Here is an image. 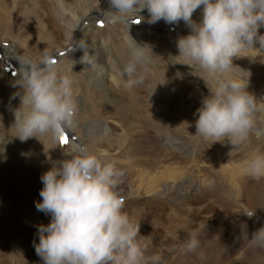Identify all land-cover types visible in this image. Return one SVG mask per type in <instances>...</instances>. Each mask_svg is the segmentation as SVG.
Listing matches in <instances>:
<instances>
[{
	"label": "rangeland",
	"instance_id": "rangeland-1",
	"mask_svg": "<svg viewBox=\"0 0 264 264\" xmlns=\"http://www.w3.org/2000/svg\"><path fill=\"white\" fill-rule=\"evenodd\" d=\"M94 1L90 6L95 7L76 27L65 23L63 9L55 10L51 3L37 1L33 14L45 30L37 39L17 25L6 23V8L0 6V264H43L34 245L39 242L38 226L49 224L51 215L36 208L41 200V176L57 161L70 158L72 147L77 144L106 150L108 158L124 170L117 189L125 198L123 211L140 223V235L149 238L145 241L148 254L158 253L163 264H264V247L257 246L252 239L257 230L249 229L254 223L264 227V178L256 180L245 174L250 156L264 152V112L257 114L256 131L260 134L253 131L249 143L237 147L227 141L210 145L196 135L195 122L197 109L210 95L215 81L198 68L170 60L179 54L177 41L170 34L180 38L191 29L182 20L179 25L151 24L146 21L147 9L119 23L111 18L113 14L102 15L98 11L100 6L109 5V0ZM67 2L78 3L65 0L66 7ZM202 17L201 6L192 19L200 23ZM84 26H98L110 33L89 46L98 57L99 69L103 67L102 60L115 66L101 83L99 75H91L94 72L86 65H76L83 51L76 49L78 39L74 40L72 34L75 30L79 35ZM128 30L135 40L158 49L152 51L144 72L164 82L166 107L162 117L151 115L153 109L147 106L135 107L137 100L153 102L148 99L149 89L142 83L131 88L124 86L128 77L122 69L128 60V49L123 31ZM259 31L264 34V27ZM45 55L62 66L75 61L72 75L78 116L76 126L66 130L67 144H61L60 137H33L21 142L13 136V110L19 106L23 91L15 82L20 79L23 61ZM233 64L251 73L248 90L258 103H264L260 99L264 97V50H250L248 56L234 58ZM198 75H205L208 85ZM103 102L109 105L107 112ZM98 122L108 124L109 131L95 127ZM88 123L93 127L89 129ZM184 180L187 186H196V190L171 202L174 190L168 183ZM165 183L169 199L159 197L162 195L158 192L147 194L150 186L159 189ZM251 213V220L244 223V216ZM193 231L199 233L201 243H224L225 248L239 250L240 257L233 253L214 262L204 254V249L198 253L202 247L195 253L182 254L183 243Z\"/></svg>",
	"mask_w": 264,
	"mask_h": 264
},
{
	"label": "clouds",
	"instance_id": "clouds-1",
	"mask_svg": "<svg viewBox=\"0 0 264 264\" xmlns=\"http://www.w3.org/2000/svg\"><path fill=\"white\" fill-rule=\"evenodd\" d=\"M201 6L202 21L196 23L193 13ZM109 8L111 18L119 23L144 9L151 24L161 19L184 21L191 32L178 39L179 54L170 57L171 62L198 68L215 81L197 109L196 135L210 145L227 141L237 147L250 142L264 103L248 90L251 73L235 66L233 59L256 48L264 50V34L259 31L264 27V0H109ZM125 40L129 58L122 72L128 77L125 87L131 88L143 82L140 69L150 61L152 50L138 44L129 30ZM77 48L83 51L80 62L95 72L99 64L94 50L84 40ZM74 63L62 66L48 55L23 61L15 82L23 91L13 110V136L21 142L33 137L56 139L76 126ZM198 76L208 85L205 75ZM245 174L264 178V152L250 156ZM123 176L124 170L108 158L106 150L79 144L72 147L70 158L57 161L42 174L36 208L50 214L51 222L38 226L39 242L34 247L43 264H163L158 253L148 254L145 241L149 238L140 235V223L123 211L125 198L117 190ZM252 239L264 247V227ZM200 247L199 233L193 231L181 252L195 253Z\"/></svg>",
	"mask_w": 264,
	"mask_h": 264
},
{
	"label": "bare ground",
	"instance_id": "bare-ground-1",
	"mask_svg": "<svg viewBox=\"0 0 264 264\" xmlns=\"http://www.w3.org/2000/svg\"><path fill=\"white\" fill-rule=\"evenodd\" d=\"M37 1H39V0H0V6L3 8H6V13L8 15V18H6L7 19L6 23L11 24V25H14V24L17 25L19 29H23L24 31L28 32V34L33 36L34 39L42 37L43 34L45 33L44 28L40 26V23L36 17V14L35 13L33 14V8H34V5ZM40 1H42L46 4L51 3V5H53L55 10L57 9V7H60L61 9H63V11L65 13V17H62V18H64V21L67 25L72 26V27H76L77 23L82 21L84 19V17L86 15H88V13L90 11H92V9L95 7V6H90V3L95 4L94 0H77V2H78L77 4L75 2H73L72 4H69L67 2L66 3L67 7L65 6V0H40ZM109 10H110L109 5L100 6L98 8V11L102 15L113 14ZM148 17H149V15H148ZM148 17L146 18V21H148ZM164 22L165 21L163 19H161L160 21L156 22L154 25L162 26ZM177 23L178 22H175L174 24H177ZM109 25H110V23H109ZM177 25H179V24H177ZM80 29H81V32L79 33V35H76V32H74L75 30H73V34H72L73 35L72 37L74 40L76 38L78 39V42L77 43L75 42L77 44V46L79 45V42L81 40H84L87 42L88 47H89L96 40L103 39L104 37L109 36V34H110L109 32H106L107 30L105 28L102 29L101 27H98V26H92V27L84 26ZM123 32H124V34H126L125 35V37H126L128 33H126L125 31H123ZM151 32H149L151 34V36H155L154 38L156 39V41L159 42V39L157 40L156 35L154 33H151ZM142 33L143 32H141V34ZM145 33L148 34L147 31H145ZM184 34L187 35L189 33L184 32ZM181 35H183V34H181ZM170 36H171L170 38H174L176 41H178V39H179L178 35L172 36V34H170ZM140 37L143 38L142 36H140ZM28 39H29V37H28ZM137 40H139V39H137ZM137 40H135V41L138 44H140L142 46L145 45V44H142V42L137 41ZM162 43H160V44H162ZM147 45L151 48V50L153 52L158 51V49L155 46H150L148 43H147ZM89 48H91V47H89ZM75 51H78V50H75ZM164 51H166V50H164ZM72 54H69V55H72ZM125 58H129V54L125 55ZM80 59L76 61V65L78 67L82 66ZM114 59H115V57H114ZM110 62L108 60H106V62L104 60H102L101 63H103V67H100L102 69L97 68V70L94 72L96 74H94V73L91 74L93 76L98 74L100 77V80H99L100 83L103 82L104 79L109 77L115 68L114 64H110ZM111 63H113V62H111ZM121 64H123V63H121ZM124 65H125V63H124ZM140 74L143 75L142 84L147 89H149L148 99L150 98L151 100H153V102L149 103V102H145L144 100L143 101L137 100L136 101L137 106H135V107L136 108H145V106H147L148 108L153 109L151 115H153L154 117H160L162 114H164V109L166 107V98H165L166 88H165L164 82L160 81V80H155V78L151 77L150 74H147L144 72V68L140 69ZM126 81L124 82V86H125ZM103 105H104V110L107 112L109 105L106 102H103ZM87 117L88 116H85L84 120H87ZM87 127L89 129H90V127H93L92 123H90V124L88 123ZM95 127L101 128L106 133L109 131V128H110L108 126V124L103 123V122L102 123L98 122V125L97 126L95 125ZM185 182H187V181L184 180V182H180L179 184H177V183L175 184V182H169L171 184L168 183V186L169 185L171 186V190H174V193H173L172 197L170 198L171 202H176V201L182 199L183 197H185L187 193L196 190V186H194V185L187 186ZM174 188L176 189V191ZM168 191H169V189L167 188L166 183H165V186L163 188L160 187L159 189H156L155 186H150V189L147 192V194L152 195V194H155L156 192H158L159 195H162L159 197H162V198L166 197L167 199H169L168 198ZM1 195H2V193H1ZM249 220H251V216H248V215L244 216V223H247ZM259 228H261L260 225H257L256 223H254V225H251L249 227V229L254 230V231L258 230ZM201 247L202 248H200L198 250V253L200 254L199 251L204 249L206 251V252H204V254L208 257V259H210L211 261H214V262H217L220 259L225 258V257H231L233 255V253H234V255L237 254V255H235L236 257H238V256L240 257V255H241L239 250L235 251L233 247L225 248L224 243H220V242H217L216 244H214V242L212 241V243H210V245L209 244L206 245L205 243H201Z\"/></svg>",
	"mask_w": 264,
	"mask_h": 264
},
{
	"label": "snow or ice",
	"instance_id": "snow-or-ice-1",
	"mask_svg": "<svg viewBox=\"0 0 264 264\" xmlns=\"http://www.w3.org/2000/svg\"><path fill=\"white\" fill-rule=\"evenodd\" d=\"M53 62H55V61H53ZM68 139H69V137H68L67 135H62V136L60 137V142H61V144H67Z\"/></svg>",
	"mask_w": 264,
	"mask_h": 264
}]
</instances>
